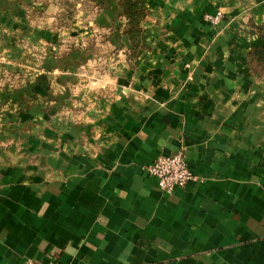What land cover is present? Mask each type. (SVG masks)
I'll list each match as a JSON object with an SVG mask.
<instances>
[{
    "label": "crops",
    "instance_id": "1",
    "mask_svg": "<svg viewBox=\"0 0 264 264\" xmlns=\"http://www.w3.org/2000/svg\"><path fill=\"white\" fill-rule=\"evenodd\" d=\"M144 2L0 0V264H264V0Z\"/></svg>",
    "mask_w": 264,
    "mask_h": 264
},
{
    "label": "trees",
    "instance_id": "2",
    "mask_svg": "<svg viewBox=\"0 0 264 264\" xmlns=\"http://www.w3.org/2000/svg\"><path fill=\"white\" fill-rule=\"evenodd\" d=\"M125 22L122 33L128 38L129 55H138L144 47L140 21L145 15L144 0H117ZM250 31L257 34L260 43L252 45L246 53V64L258 75H264V18L258 23L250 22Z\"/></svg>",
    "mask_w": 264,
    "mask_h": 264
},
{
    "label": "built area",
    "instance_id": "3",
    "mask_svg": "<svg viewBox=\"0 0 264 264\" xmlns=\"http://www.w3.org/2000/svg\"><path fill=\"white\" fill-rule=\"evenodd\" d=\"M221 17L219 10L212 13H203L202 18L215 22ZM146 171L156 180L157 188L170 193L175 187L183 186L193 178L187 167L182 152L175 151L170 154H158L147 165Z\"/></svg>",
    "mask_w": 264,
    "mask_h": 264
}]
</instances>
